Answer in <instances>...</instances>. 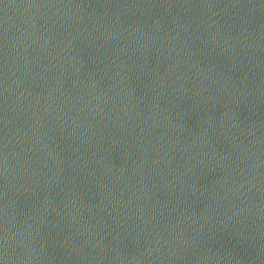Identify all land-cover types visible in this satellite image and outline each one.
<instances>
[{
  "label": "water",
  "instance_id": "95a60500",
  "mask_svg": "<svg viewBox=\"0 0 264 264\" xmlns=\"http://www.w3.org/2000/svg\"><path fill=\"white\" fill-rule=\"evenodd\" d=\"M0 264H264V0H0Z\"/></svg>",
  "mask_w": 264,
  "mask_h": 264
}]
</instances>
